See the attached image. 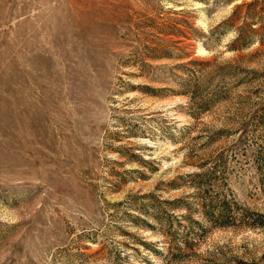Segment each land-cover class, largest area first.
I'll list each match as a JSON object with an SVG mask.
<instances>
[{
  "label": "rangeland",
  "instance_id": "obj_1",
  "mask_svg": "<svg viewBox=\"0 0 264 264\" xmlns=\"http://www.w3.org/2000/svg\"><path fill=\"white\" fill-rule=\"evenodd\" d=\"M250 1L0 0V264H264Z\"/></svg>",
  "mask_w": 264,
  "mask_h": 264
},
{
  "label": "trees",
  "instance_id": "obj_2",
  "mask_svg": "<svg viewBox=\"0 0 264 264\" xmlns=\"http://www.w3.org/2000/svg\"><path fill=\"white\" fill-rule=\"evenodd\" d=\"M261 4L264 5V0H251L248 3H240L233 8V11H232L230 17L235 15L237 9H239L240 7L245 6L246 8L251 9V8H254L255 6L261 5ZM261 9H263V8H261ZM246 14L247 15H244V17L242 18V20L240 21V24L238 25V27L236 29V34H235L233 41L239 42L240 44L247 43L254 38H257L258 42L262 41L263 36L261 35V31L264 28V21L262 22L263 17L252 15V17H249L251 21L247 22L246 19L251 14L250 13H246ZM251 26H253V27H251Z\"/></svg>",
  "mask_w": 264,
  "mask_h": 264
}]
</instances>
